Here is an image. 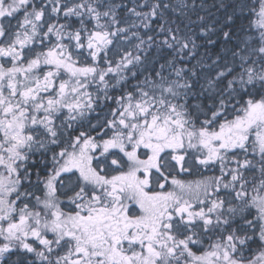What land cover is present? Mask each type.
Returning <instances> with one entry per match:
<instances>
[{"label": "snow or ice", "instance_id": "snow-or-ice-1", "mask_svg": "<svg viewBox=\"0 0 264 264\" xmlns=\"http://www.w3.org/2000/svg\"><path fill=\"white\" fill-rule=\"evenodd\" d=\"M0 264H264V0H0Z\"/></svg>", "mask_w": 264, "mask_h": 264}]
</instances>
